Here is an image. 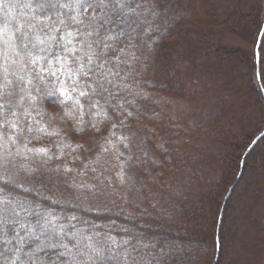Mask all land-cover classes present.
Wrapping results in <instances>:
<instances>
[{"label":"rangeland","instance_id":"374dc122","mask_svg":"<svg viewBox=\"0 0 264 264\" xmlns=\"http://www.w3.org/2000/svg\"><path fill=\"white\" fill-rule=\"evenodd\" d=\"M105 3L116 5V11L95 7L84 13L76 0H0V178L19 187L29 185L33 175L39 178V148L67 168L63 173L75 188V203L134 221L117 224L115 217H108L101 236L92 234L87 242L94 241L92 247L102 258L84 248L92 256L86 264L97 258L101 264H264V0ZM93 11L97 18L101 17L97 13L107 12L113 20L127 12L131 27L109 24L113 39L104 41L111 45L104 49L103 43H93L99 36L84 38L83 30H69L76 24L73 17L82 20ZM198 20L202 31L215 21L208 45L219 46L223 56L232 57L226 67L232 71L231 83L227 72L214 71L220 64H207L171 96L173 90L161 89V84L168 87L173 81L180 87L197 69L189 66L187 71L191 56L185 45L180 46L183 38L168 51H155L151 43L176 25L177 37L185 33L180 26L192 28ZM46 25L60 28L66 41L78 37V45L69 48L73 60L78 58L76 50L88 47L91 54V66L67 65L59 83V96L64 103L71 97L68 105L74 113L37 95L32 61L44 58L49 47ZM122 30L123 35L116 37ZM104 34L101 29L100 36ZM176 69L182 72L179 77ZM140 99L150 104L143 117ZM222 131L231 135L222 138ZM54 168L48 169L53 182L42 176L35 187L32 183L35 190L57 191L59 169ZM2 183L1 189L7 185ZM86 189L93 194L81 195ZM258 191L261 195L256 196ZM166 224L172 238L158 243V227L167 231ZM130 233L138 237L133 239ZM215 235H220L216 242Z\"/></svg>","mask_w":264,"mask_h":264},{"label":"trees","instance_id":"16d2710c","mask_svg":"<svg viewBox=\"0 0 264 264\" xmlns=\"http://www.w3.org/2000/svg\"><path fill=\"white\" fill-rule=\"evenodd\" d=\"M3 10H2V14H1L2 19L6 18V15H4L5 10L4 11ZM97 14H99V16H102L100 13H97ZM88 17H90V14H84V16H82L83 23L73 24L75 27H73L71 24V25H69L70 26L69 30H72L73 28H75L74 30H76V29L83 30V34H84V38H85L87 35V32H89V28L85 27V25H87L89 23ZM196 22L197 23H194V25H192V28L185 23L182 25V27L180 26V30L182 32L185 30V33H181L177 37L175 36V33L177 35V33L179 32L178 30H176V27L178 25H176L175 29H173V30H171L172 28H169V30L167 32L164 31L156 41L151 43V46L153 48H155V51L159 48H161L165 51H168V50H171V48L174 46L175 42L177 43V41L179 39L183 38V41L180 44V46L184 48V45H185V48H188V53L191 56L190 59H187L190 61V64L188 66H186L187 71H189L188 70L189 66H190L189 69L190 68L197 69V72L195 75L192 72L187 75V78L184 79L181 82V84H179L180 87H178L176 84L172 85L173 81H170L171 83L167 84L168 87H166V83H162L161 89H163V86L165 88H167V91L172 89L173 92L176 89H184L185 84H186L185 80L189 79L190 77H193V78H195L196 76L198 77L202 73V67H205V66L207 67V64H209V66H213V65L215 66L216 64H218V65L220 64L219 69L214 70V71L221 70V71L227 72L226 73L227 76L229 75L228 76L229 81H227V82L231 83L232 71L227 70L226 67H227V64H229L232 61V57L230 55H229V57L223 56L221 54L223 51L222 50L223 48H221L219 46L209 47V45H208V43H210L212 40L213 30L216 29V27H214L215 21L212 22L211 26L205 25L206 27L204 28L203 31L201 30V28H202L201 20H198ZM69 24H70V22H69ZM187 31H189V32H187ZM43 32H45L44 36H46V40H50V44H49L48 49H45V51H44V53H45L44 58L35 60L36 62H35L34 67L36 66L35 71H37V95L46 98L47 100L51 101L55 106H57V107L59 106L63 110H65V108L67 107V109L71 110L70 113H74V111L71 109L73 107L71 105H68V104H70L69 101H71V99H67V100L65 99L66 103H64L63 98L61 96H59L60 95L59 94L60 93L59 83H60V80H63V78L65 76L64 71L66 72V68L68 67L67 65H71L72 63H75V64L80 63V65L84 66L85 68L91 66V65H89V60H91V59H89V57H91V54L89 52V48L88 47L83 48L82 52L79 50H76L77 51L76 53L78 54V58L76 60H73L72 54H70L71 52L64 51V47L66 46L67 48H72L74 45H78V43H77L78 37L74 36L71 40V43H67L68 41H66V39L61 38V35H65V34L60 30V28L56 29L55 27H53L51 25L49 27H48V25H46ZM194 33H195V35L197 34L196 37L192 38L190 43L187 42L186 38H188V36L190 34H194ZM198 34H201V36L198 37ZM172 36H175V37L173 38ZM179 36H181V37L179 38ZM136 44H137V41H136ZM133 45H135V44H133ZM201 46L204 47L203 50H198L199 48L200 49L202 48ZM135 48L138 51V48L137 47H135ZM77 49H78V47H77ZM81 50H82V48H81ZM30 53L32 54V52H30ZM39 53H42V51L38 52L37 55H39ZM57 55H59L61 57H67L68 60L67 59L64 61H63V59L57 60L54 58ZM32 57H34V54H33V56H29L28 58L31 59ZM162 58H164V56ZM171 58L166 56L165 60H167V59L172 60ZM92 59H94V58L92 57ZM27 66H33V64L31 62L30 63L28 62ZM232 66H235V64L232 63ZM63 68H64V70H62ZM92 68H94V66H92ZM141 70H143V69H141ZM211 70H212V72H214L213 69H211ZM90 71H91V69H90ZM53 72H55V75L52 74ZM174 73H175V77H179L182 72L180 69H176V71ZM242 74L243 73L241 71V75ZM239 78L241 79L242 77L240 75H237L236 80L238 82H241ZM190 79H192V78H190ZM167 83H168V81H167ZM40 84L43 86L41 89H39ZM146 85L147 84H144L143 88ZM146 87H148V86H146ZM43 88H45V89H43ZM262 89L264 90V87H262ZM164 90H166V89H164ZM261 93H264V92L261 90ZM166 94H167V92H166ZM178 94L179 93L174 92L173 95H171V96H177ZM41 101L43 102V100H40V102ZM147 102L148 101L144 100V99L138 100V105L140 106L139 109L142 112L141 117H143L144 114H146L147 111L149 110L150 104H147ZM46 103H47V101H46ZM47 107H50V106H47ZM139 114H140V112H139ZM77 117H78V115H77ZM72 126L73 125L69 126V128L71 130L74 127V126L73 127ZM221 128L222 127L220 126L216 130V133H218ZM163 133H164V129L161 130L160 134L163 135ZM220 133H221V137L225 138V139L231 135V132L222 131ZM234 134L236 135V133H234ZM29 145H30V149H34V147L31 148L34 145H31L30 143H29ZM95 147H96V145H95ZM229 147H231V146L229 145ZM45 159L49 160V164H47V165L45 164V162H44ZM217 162H219V160ZM52 166H54L55 168ZM49 167L51 170L53 168L56 171H57V169H59V171H57L56 173L58 174L59 178H57V179L60 180V185H59V182L57 184L59 187L55 186V184H52L51 187H54V188L58 187L57 191H54V189H50L49 191L47 190L48 193L45 194V193H42L40 191L35 190L34 187L36 186L35 185L36 183L41 182L39 179L40 177L43 176V179L46 180L47 178H49L51 176V174H49V171H48ZM244 167H245V164H244ZM8 169L11 170V167H8ZM37 170H38L37 174L40 177L35 179V175H33L32 177H30V179L28 178L29 179V181H28L29 185H27V186L19 187V186H13L12 184H7V185H4L2 187V189L0 187V198L3 197L2 200L7 199V200L11 201L12 204L17 207V211L20 212V218H21L22 222H25V223L31 222L32 224H35L36 220L39 218L36 215V213H39L41 216L52 218L55 221L57 227H59L60 225H63L66 231L76 232L78 235H80L81 237H85V238H90V236L94 237V235H92V234H95V237L98 238L101 236L100 234H102V231H103L102 227L104 225L109 224L108 217H110L112 219H113V217H115L114 219H115V222L117 224L118 223L124 224L125 222L130 221V220L128 221L129 218H127V217L117 218V216H113L112 211H105V210L104 211H100V210L95 211L94 209H90V210L86 209L85 210V207L83 205L75 203L74 201L77 200V197L74 196L75 195V191H74L75 188H74V186L71 187V185L69 184L70 182L67 180V178L65 177V175L63 173L64 170L68 171L67 168H65L64 165L61 163H56L54 158H50L47 153H44L43 151L39 150V148H37ZM241 177H242V174H241L240 178ZM54 179H56V178H54ZM57 179H56V181H58ZM48 180H50V183H51V181L53 182V177L49 178ZM4 181H8V179L0 178V184H3L2 182H4ZM62 181H64V184ZM32 183L34 184V187H33ZM5 186H8V190L4 189ZM261 186L264 189V186L263 185H261ZM255 193H256V196L261 195L260 191L255 192ZM84 194H86V196L87 195L91 196V194H93V192L90 189L89 190L86 189L81 193V195H84ZM96 197H98V196H96ZM21 203H23L24 207L26 209H28L27 212L20 209L19 205ZM108 215H110V216H108ZM222 216L223 215L221 214V217ZM73 217H74V219H71ZM130 222H134V221H130ZM118 226L121 227V225H118ZM164 227H166L167 231L162 230L163 229L162 226L158 227L159 228L158 233L160 232L159 233L160 235L157 238L155 237L156 238L155 241L158 243L169 241L172 238V237L170 238V235L172 236L173 233L170 232L171 228L169 227V225L166 224ZM21 232H23V231H21ZM20 234L24 235V233H20ZM161 234H163V235H161ZM130 236L133 237V239H136V237H138V235L135 233H130ZM218 236H220V235H217V237H216V235L214 236L215 242L218 239ZM88 240L89 239H85L81 246L86 245ZM13 245H15V241H13ZM92 245H94L93 240H92ZM221 245L222 244L220 243V248H221ZM8 247H11V246L0 244V252L3 253V255H0V264H12V261L14 260L13 258L15 257V255L19 256L20 260L25 261L26 264H31V262L28 261V258L24 255L25 252H28L30 250L31 246L25 245L23 252L6 251L5 249H7ZM46 251L48 252L49 259H50L52 257V255L54 254V251L53 250H46ZM41 255H44V253H41ZM20 260H16V264H20ZM99 260H101V259L100 258L95 259L94 264H101L99 262ZM18 261H19V263H18ZM107 262L111 263L112 261L108 260Z\"/></svg>","mask_w":264,"mask_h":264},{"label":"snow or ice","instance_id":"6c2138e0","mask_svg":"<svg viewBox=\"0 0 264 264\" xmlns=\"http://www.w3.org/2000/svg\"><path fill=\"white\" fill-rule=\"evenodd\" d=\"M76 4L80 9L85 10V13L87 9H94L95 7H111L113 12L116 11V5H109L105 3V0H95V3L94 0H76ZM51 7L56 6L51 5ZM119 7L123 9L124 5L119 4ZM137 7H139V5H137ZM127 12H134V9H128ZM127 12L124 17L113 20L107 12L97 18L93 11V14L88 17L89 23L85 25V27L91 29L87 35L99 36L100 39L93 41V43L97 45L103 43L104 49L111 47V45L104 43L106 40L113 39V37L108 34L111 32V29L107 26L113 23L119 26L123 23L131 27L127 19ZM72 20L75 23H83L82 20H77L75 17H73ZM61 23H63V21H61ZM101 29H103L105 33L103 36H100ZM124 31L125 30H122L120 33H117L116 37L123 35ZM133 31H135V29H133ZM71 35L72 33H68V36ZM67 43H71V40H68ZM23 46L26 47V44ZM89 47H91V45H89ZM64 51L71 52L72 49L65 46ZM54 58L57 60L67 59V57H61L59 55ZM89 59H91V57H89ZM32 62L35 63L36 61L33 60ZM69 72H71V69H69ZM52 74L55 75V72ZM83 94L84 93H81V95ZM68 98L70 99L71 97L69 96ZM10 183L11 181H5V184ZM19 207L25 212L28 211L23 203H21ZM36 215L39 218L36 220L35 224L31 222H22L17 207L7 199L0 200V244L11 246L5 249L6 251L23 252L25 245L31 246L30 250L24 253L31 264H86V261L91 260L92 256L86 255L84 248L91 249L92 252L97 253V255H100L102 258L100 250L93 248L91 243L81 247L83 241L85 239L90 240V238L81 237L76 232L66 231L63 225L57 227L55 221L50 217L41 216L39 213H36ZM71 219H74V217ZM21 231L24 232L23 236L20 234ZM13 241H15V245H13ZM46 250L54 251L50 259ZM41 253H44V255H41ZM0 255H3V253L0 252ZM78 256H85V260H79ZM16 260H20V257L16 256L12 264H16ZM20 264H25V261L20 260Z\"/></svg>","mask_w":264,"mask_h":264},{"label":"water","instance_id":"95a60500","mask_svg":"<svg viewBox=\"0 0 264 264\" xmlns=\"http://www.w3.org/2000/svg\"><path fill=\"white\" fill-rule=\"evenodd\" d=\"M260 38H261V37H260ZM258 46H259V43H258ZM263 133H264V132H263ZM263 133H262V134H263ZM262 134H261V135H262ZM261 135H260V136H261Z\"/></svg>","mask_w":264,"mask_h":264}]
</instances>
